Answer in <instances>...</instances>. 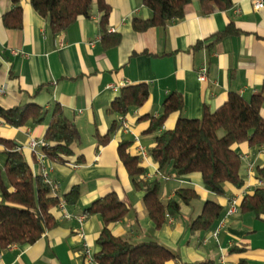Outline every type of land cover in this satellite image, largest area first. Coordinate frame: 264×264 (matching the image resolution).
Segmentation results:
<instances>
[{"label":"crops","instance_id":"1","mask_svg":"<svg viewBox=\"0 0 264 264\" xmlns=\"http://www.w3.org/2000/svg\"><path fill=\"white\" fill-rule=\"evenodd\" d=\"M254 1L231 0L227 10L204 13L199 0H190L184 17L137 32L133 19L151 17L143 1L106 0L110 14L104 29L119 34L120 41L105 49L102 13L95 2L89 16H79L64 31L54 33L48 18L39 15L30 0L16 4L0 0V104L4 108L36 104L49 110L58 103L81 137L70 162L48 160L43 166L56 182L60 198L72 187L79 188L77 204L54 208L57 225L33 244L0 248V264H89L83 243L93 254L99 251L96 239L102 221L98 215L86 216L84 210L110 192L129 205L126 215L110 226L112 233L132 243L157 241L180 260L169 264H237L241 258L248 264H264V220L249 213L229 215L217 238L213 231L218 222L210 230L192 228L207 200L221 203L225 213L230 198L238 196L240 200L243 192L264 186V181L256 178V168L264 167V145L244 142L234 146L241 157L244 184L240 189L226 184L224 197L207 189L198 172L179 177L169 167L159 169L149 153L140 158L143 178L161 181L162 201L175 197L181 188H193L199 195L190 204L182 203L179 215L168 217L159 229L147 214L144 190L135 188L117 152L121 140H130V152L136 155L134 135L147 151L154 145L155 134L146 132L148 121L139 118L159 117L163 101L172 92L181 94L183 109L166 118L164 129H172L179 116L200 118L204 108L214 111L230 92L248 99L260 89L264 82V7L254 8ZM16 7L22 11L21 27L6 26L4 16ZM228 25L237 33L216 40L214 34ZM198 42L202 47L195 50ZM202 64L207 65L208 74L199 82L197 73ZM122 82L124 86L146 83L148 98L123 116L130 132L118 127L106 144L99 145L94 133L104 136L117 118L107 109L119 95ZM260 113L264 117V106ZM49 118L47 114L42 122L22 127L0 120V136L21 147L36 174L42 172V165L26 143L31 138L43 139ZM2 149L0 145V152ZM77 157L82 160L76 162ZM65 212L71 216L64 217ZM80 215L85 216L82 222L77 219ZM235 245L245 249L231 251Z\"/></svg>","mask_w":264,"mask_h":264},{"label":"trees","instance_id":"2","mask_svg":"<svg viewBox=\"0 0 264 264\" xmlns=\"http://www.w3.org/2000/svg\"><path fill=\"white\" fill-rule=\"evenodd\" d=\"M14 4L19 0H11ZM151 11L148 19L134 18L135 31H144L154 26H165L169 22L185 15L190 0H142ZM102 13L100 24L103 29L101 38L105 49L116 46L120 41L117 33L107 32L104 27L110 14L106 0H30L32 8L41 16L48 18L54 33H60L70 26L79 16H89L93 3ZM204 13L214 10H227L231 0H199ZM21 8L16 7L4 16L6 26L21 27ZM11 19V20H10ZM237 33L228 25L222 32L214 34L216 40ZM202 47L198 42L194 49ZM149 87L146 83L125 85L109 105L110 115L125 116L132 108L141 107L147 100ZM264 106V82L258 91L248 99L241 94L230 92L226 101L214 111L204 108L200 118L179 116L172 129H159L166 118L175 112H181L183 101L181 94L172 92L162 103L159 117L142 116L139 120L148 121L147 133H154V145L148 150L151 160L159 169L169 167L177 176L182 177L198 172L204 186L214 194L224 197L225 185L240 189L244 180L240 170L242 161L234 146L247 143L249 146L264 145V117L260 110ZM49 114V121L43 134L45 145L40 149L48 160L59 164L70 162L75 155L74 147L80 144V132L76 125L64 114L60 104L44 109L36 104H22L4 108L0 104V120L12 127H22L28 123L38 124ZM119 125L115 119L107 134L94 133L99 145L106 144ZM223 135L219 136V131ZM0 248L11 245L33 244L41 235L57 225L53 209L60 199L67 205H76L80 191L72 187L62 198L51 193L49 185L41 174L33 172L22 150H17L12 140L0 136ZM132 141L121 140L117 147L118 156L131 177L136 189L144 190V205L147 214L156 229H159L168 217L180 213L181 204H190L198 198L193 188H181L175 191V197L166 201L161 199V181L158 178L145 180L144 168L140 166V157L131 154ZM82 159L77 157L76 162ZM256 178L264 181V167L256 168ZM129 205L121 201L115 193H106L95 199L84 210L86 216L98 215L102 229L96 239L99 251L94 259L99 264H169L180 261L169 248L154 240L132 243L112 233L110 226L123 218ZM239 212L252 214L256 219L264 220V186H258L247 192L239 200ZM224 206L213 200H207L201 213L192 221V228L210 230L219 222ZM245 248L233 246L231 251H243ZM180 264H188L180 262ZM197 264H213L211 262ZM237 264H248L245 258Z\"/></svg>","mask_w":264,"mask_h":264},{"label":"built area","instance_id":"3","mask_svg":"<svg viewBox=\"0 0 264 264\" xmlns=\"http://www.w3.org/2000/svg\"><path fill=\"white\" fill-rule=\"evenodd\" d=\"M253 6L256 9H260V8L264 7V0H255ZM207 74H208L207 65L202 64L198 68V73H197L198 81L199 82L205 81L207 78ZM120 86H124V83L123 82L120 83ZM116 119H117V122L119 125V129H122L125 132H130V127L122 115H118ZM162 129H164V126L161 127V130ZM134 143H135L136 155H138L140 158L147 157L148 151L146 150V148L144 146L141 145L139 138L136 135H134ZM44 145H45V142L42 139L36 140V139L31 138L27 141L26 148H28L30 151H32L34 154H36L38 162L42 165V172L40 174L43 176L44 181L49 185L51 193L53 195H56L57 190H58V186H57L56 182H54V180L50 179V177L48 176V172L46 171L45 167H43L44 164L46 162H48V159L42 151H39V150H41L40 148ZM16 149L21 150V147H16ZM1 165H2V162L0 160V166ZM245 194L246 193L243 192V196ZM65 205H66V203H65L64 199H60L57 207L63 209L65 207ZM238 212H239V197L234 196L228 200L227 209L224 213V216H223V218H221L219 220L215 230L213 231V235L215 238H217L220 229L224 226L225 219L229 215H232V214H235ZM70 216H71L70 214H68L66 212L64 213V217L68 218ZM84 218H85V216H83V215L77 216V219L79 222H82L84 220ZM78 235L80 237H83V234L81 232H79ZM83 254H84L85 261L87 263L99 264L95 261L94 254L89 249V247L87 246L86 243H83Z\"/></svg>","mask_w":264,"mask_h":264},{"label":"rangeland","instance_id":"4","mask_svg":"<svg viewBox=\"0 0 264 264\" xmlns=\"http://www.w3.org/2000/svg\"><path fill=\"white\" fill-rule=\"evenodd\" d=\"M218 134L219 136L223 135V131L220 130Z\"/></svg>","mask_w":264,"mask_h":264}]
</instances>
